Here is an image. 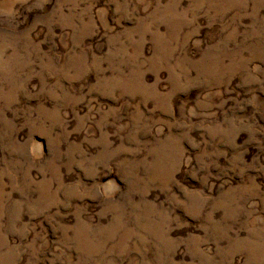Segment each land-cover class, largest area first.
Instances as JSON below:
<instances>
[{"label":"rangeland","instance_id":"rangeland-1","mask_svg":"<svg viewBox=\"0 0 264 264\" xmlns=\"http://www.w3.org/2000/svg\"><path fill=\"white\" fill-rule=\"evenodd\" d=\"M0 264H264V0H0Z\"/></svg>","mask_w":264,"mask_h":264}]
</instances>
